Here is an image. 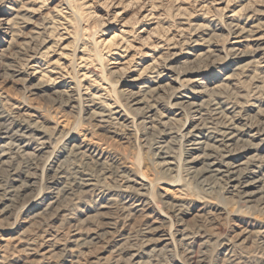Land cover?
I'll return each mask as SVG.
<instances>
[{"label":"rangeland","instance_id":"1","mask_svg":"<svg viewBox=\"0 0 264 264\" xmlns=\"http://www.w3.org/2000/svg\"><path fill=\"white\" fill-rule=\"evenodd\" d=\"M209 97L255 186L189 153ZM263 235L264 0H0V264H264Z\"/></svg>","mask_w":264,"mask_h":264},{"label":"bare ground","instance_id":"2","mask_svg":"<svg viewBox=\"0 0 264 264\" xmlns=\"http://www.w3.org/2000/svg\"><path fill=\"white\" fill-rule=\"evenodd\" d=\"M236 25V24H235ZM234 28V27H233ZM237 29V28H236ZM233 31V30H232ZM251 31V29H250ZM234 38L236 41L233 43V45H236L235 48L240 46V44L245 43L248 41L247 37H249L248 31L240 29L239 32L237 30L233 31ZM252 35V34H251ZM231 44V43H230ZM233 48L231 52L234 53L236 51H239L237 49ZM38 57V56H37ZM29 58V57H28ZM27 59V58H26ZM29 62V61H28ZM29 65V64H28ZM153 68V67H152ZM52 71V70H51ZM148 71V69H147ZM158 74V73H157ZM231 77H227L225 80L229 79ZM62 79V78H61ZM138 78H133L131 81H138ZM201 84V83H200ZM226 85V84H225ZM143 86V85H142ZM147 86V85H146ZM202 87V86H201ZM216 88L218 86H215ZM221 87V86H220ZM140 88V87H139ZM157 88V87H156ZM153 89V88H152ZM158 89V88H157ZM215 89V88H214ZM141 90V89H140ZM143 90V89H142ZM148 90V89H146ZM150 90V89H149ZM206 90V89H205ZM219 90V89H218ZM217 90V91H218ZM202 91V90H201ZM216 91V92H217ZM87 92V91H86ZM157 92V91H155ZM65 97H72V94H68V91H63ZM132 93V92H131ZM140 93V92H139ZM145 93V92H144ZM127 94V93H126ZM156 94V93H155ZM129 95V94H128ZM139 95V94H138ZM159 95V94H157ZM92 96V95H91ZM152 96V95H151ZM76 97V96H75ZM92 97H99V96H92ZM129 97V96H128ZM132 97V96H131ZM91 98V97H90ZM142 98V97H141ZM140 98V99H141ZM154 98H156L154 96ZM73 99V98H72ZM94 99V100H93ZM91 99L89 104V110L91 111V115L95 118L102 119V117L109 118V114L104 115V111H100L102 109L100 104L95 103V98ZM139 99V100H140ZM148 99V98H147ZM71 100V99H70ZM133 100V99H132ZM203 100V99H202ZM73 101V100H72ZM130 101V100H129ZM155 101V100H154ZM211 101V102H210ZM184 101H182L183 103ZM138 103V102H137ZM139 104V103H138ZM133 104V105H138ZM143 104V103H142ZM187 108H191L194 110L195 113L200 114V122L198 125H196L191 132H189V140H188V147H189V153H197L202 152L203 157L206 158V173H214L216 176H221L222 178L226 179L228 185L232 184L233 182L237 183V187H232L234 190L235 188H240L241 185L243 187H248L250 185L255 186L258 182L256 181V168L261 164V161L258 159V161H250L248 163H239L235 165L232 163L233 161V153L232 148L235 146V144L240 143L244 136V130L242 128H239L235 125V122L233 121V117H229L225 115V113L228 111L229 108L222 107V103L218 101L217 99H210L208 98V101H202V103H191V102H185L184 103ZM254 106V104H251V106ZM95 107L94 109L92 107ZM182 106V105H181ZM205 106H208V112L203 113V109H205ZM245 106V105H244ZM243 106V107H244ZM146 107V106H145ZM235 107V106H234ZM245 108V107H244ZM243 108V109H244ZM247 108V107H246ZM145 109V108H144ZM98 110V111H96ZM147 110V109H146ZM143 112V111H142ZM240 113V112H239ZM177 114V113H176ZM236 115V114H235ZM111 120L120 121L124 118V115H121L120 112L117 111H111L110 113ZM160 117V116H159ZM198 117V116H197ZM242 117V116H240ZM143 118V117H142ZM146 118V117H145ZM237 118V117H236ZM125 119V118H124ZM150 119V118H149ZM153 119V117H152ZM156 119V118H155ZM213 120L214 126L207 127L205 123L207 120ZM235 119V118H234ZM142 120V119H141ZM145 120V119H144ZM126 120H123V122ZM236 121V120H235ZM148 122V121H147ZM245 122V121H244ZM118 123V122H117ZM167 123V122H166ZM12 125V124H11ZM167 125V124H166ZM210 126V125H208ZM3 127V126H2ZM164 127V126H163ZM167 128V127H166ZM162 132V131H161ZM162 134V133H161ZM259 134V133H258ZM6 136V135H5ZM20 137V136H19ZM28 137V136H27ZM13 138V136H12ZM158 138V137H157ZM188 138V137H187ZM38 139V138H37ZM185 144V143H184ZM5 145V144H4ZM8 145V144H7ZM10 145V143H9ZM8 145V146H9ZM6 146V145H5ZM23 146V145H22ZM159 146V145H158ZM12 147V146H11ZM18 148V147H16ZM158 149H161L158 148ZM159 151V150H158ZM164 152V151H163ZM81 155V153L77 154ZM167 156V155H166ZM162 156L159 154L157 157L159 160H161L160 165L162 168H166V170H170L168 167L172 165L170 161H168V157ZM82 157V156H81ZM223 174V175H222ZM122 176V175H121ZM258 178V177H257ZM196 180V179H195ZM197 181V180H196ZM121 183V182H120ZM140 184V183H139ZM79 189V188H78ZM137 194V193H136ZM120 204H122L119 201ZM132 203V202H131ZM142 204V203H141ZM135 206V205H134ZM102 207V206H101ZM116 207V206H115ZM125 207V205H124ZM119 208V207H118ZM134 208V207H133ZM125 209V208H124ZM128 211V209H126ZM131 211V209H130ZM179 213V212H178ZM96 218V217H95ZM98 221V219H97ZM104 223V222H103ZM99 225V224H98ZM76 228L72 231V233L69 236L67 247H70L68 250L69 253L75 252L77 249L80 248V246H84L86 244V241L84 242V239L79 238L80 233L82 231V227L79 225H76ZM79 226V227H77ZM83 226V225H82ZM112 227V226H110ZM74 228V227H73ZM81 229V231H80ZM150 229V228H149ZM157 228H152L150 230L147 229L145 231L146 233L155 232L157 231ZM93 233V232H92ZM179 233V232H178ZM89 234V233H88ZM87 234V236H89ZM94 234V233H93ZM82 235V233H81ZM103 235V234H102ZM82 237V236H81ZM163 237V236H162ZM187 237V236H186ZM185 237V238H186ZM259 237V236H258ZM264 237V235H263ZM52 238V237H51ZM146 238V237H145ZM161 238V237H160ZM164 238V237H163ZM162 238V239H163ZM184 238V239H185ZM262 236L260 237V239ZM148 239V238H147ZM165 239V238H164ZM264 239V238H263ZM64 240V239H63ZM86 240V239H85ZM154 240V239H153ZM46 241V240H45ZM158 241H160L158 239ZM52 242V241H51ZM66 242V241H64ZM161 242V241H160ZM262 242V241H259ZM91 244V239L90 243ZM94 245V244H93ZM66 246V244H65ZM88 246V242L87 245ZM54 248V247H53ZM72 248V249H71ZM78 248V249H79ZM84 248V247H83ZM65 249V248H64ZM68 249V248H67ZM66 250V249H65ZM64 250V251H65ZM41 254V253H40ZM63 254V253H62ZM80 254V252H79ZM68 255V254H67ZM63 256V255H62ZM65 256V255H64ZM71 256V255H70ZM50 257V256H49ZM72 257V256H71ZM64 258V257H63ZM228 258V257H227ZM225 258V259H227ZM230 258V257H229ZM60 260V258H59ZM231 260V258H230ZM55 261V260H54ZM53 261V263H55ZM45 262V261H44ZM51 262V261H50ZM59 262V261H58ZM232 262V261H231ZM234 262V261H233ZM225 264V262H224ZM227 264V261H226ZM229 264V263H228ZM233 264V263H232Z\"/></svg>","mask_w":264,"mask_h":264}]
</instances>
